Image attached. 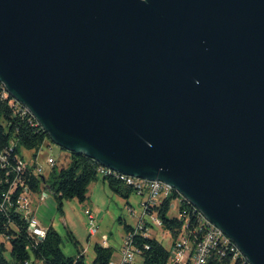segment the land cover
I'll use <instances>...</instances> for the list:
<instances>
[{"label":"water","instance_id":"water-1","mask_svg":"<svg viewBox=\"0 0 264 264\" xmlns=\"http://www.w3.org/2000/svg\"><path fill=\"white\" fill-rule=\"evenodd\" d=\"M0 82L53 143L170 185L264 264V0H0Z\"/></svg>","mask_w":264,"mask_h":264},{"label":"trees","instance_id":"trees-1","mask_svg":"<svg viewBox=\"0 0 264 264\" xmlns=\"http://www.w3.org/2000/svg\"><path fill=\"white\" fill-rule=\"evenodd\" d=\"M48 140L49 134L31 114L22 111L0 82V235L9 240L12 256V261H8L3 255L5 247L2 246L0 264H28L31 253L44 264H86L79 242L72 233H69L70 239L75 243L78 256L68 257L61 249L62 238L53 226L47 227L46 236L40 241L30 234L28 221L16 212V201L24 192L41 194L44 189H48L54 195L59 211L64 214V201L77 199L80 203L86 202L90 185L100 178L99 163L85 154L70 152L68 167L57 170L55 165L48 178L35 174L36 160H31L24 169H19L20 161L24 160L22 150L33 152L36 159ZM103 180L122 198L129 199L133 193L137 194L132 186L111 175L103 177ZM15 182L18 185L11 195L10 202L1 208L4 195L13 189ZM175 202H179L178 215L171 216ZM146 212L147 216L155 215L161 220L162 227L170 232L173 242L186 224L188 230L200 228L197 209L177 191H173V194L159 205L148 207ZM125 232L126 235L134 234L136 229L125 225ZM201 234L199 229L198 235ZM133 245L139 253L141 264L170 263L171 252L158 240L146 234V230L138 231L134 235ZM94 252L95 259L92 264H110L112 261L111 247L96 244ZM207 264L244 263L241 257L228 250L221 255L213 254Z\"/></svg>","mask_w":264,"mask_h":264},{"label":"rangeland","instance_id":"rangeland-1","mask_svg":"<svg viewBox=\"0 0 264 264\" xmlns=\"http://www.w3.org/2000/svg\"><path fill=\"white\" fill-rule=\"evenodd\" d=\"M34 153L22 150V157L26 162L37 161V166L44 168V176L50 177L52 167L48 165V159L54 158L56 169L61 170L69 165V153L62 149L51 140L46 141L43 148L38 152L34 159ZM102 179L100 178L98 186L88 190V199L80 203L77 199L64 201V214L58 209V204L54 195L48 189L43 191L48 194L44 201L39 200V194H31L30 200L36 217L44 227L53 226L62 238L61 249L68 257L78 256V250L75 243L70 239L69 233H72L79 242V248L85 257L86 264H92L95 259L94 247L96 244L107 246L113 250V262L117 263L121 258V250L125 242V225L135 226L141 218L148 224V234L151 238L158 240L170 252L173 250V239L167 230L163 227H156L153 219L149 216H143L144 208L142 203L147 201V195L139 196L133 193L129 199L122 198L115 194L106 185L102 188ZM93 204V205H92ZM175 208L171 216L178 215L179 202H175ZM86 210L92 211L96 217L97 234L90 236L89 221L85 214ZM122 220V222L120 221ZM4 246L3 255L8 261H12L11 244L6 236L0 235V249ZM141 264V260L138 259ZM28 264H44L37 260L31 253Z\"/></svg>","mask_w":264,"mask_h":264},{"label":"built area","instance_id":"built-area-1","mask_svg":"<svg viewBox=\"0 0 264 264\" xmlns=\"http://www.w3.org/2000/svg\"><path fill=\"white\" fill-rule=\"evenodd\" d=\"M14 102L22 108V111L24 113L26 112L31 114L30 111L26 107L22 106L19 102H16L15 100ZM27 164L29 163L24 160L20 161L19 169H24ZM48 165L53 168L56 165L55 159L52 157L49 158ZM35 174L37 176L43 175L44 168L37 166V168L35 169ZM99 175L102 177L111 175L116 179L122 180L127 185L132 186L135 189L137 195H147V201L142 203L144 208L143 216H147L146 211L148 207L159 205L164 199L170 197L173 194V191H175L170 185L164 182L148 181L125 176L102 166L99 169ZM17 185V182H15L13 185V189L4 195V201L1 208H3L5 203L10 202L11 195L15 192V187ZM30 195L31 194L26 191L21 196H19L16 201V212L28 221L29 232L32 236L36 237L38 240L39 238L44 239L46 236V229L42 226L41 222L36 217L35 211L32 208ZM47 198L48 194L44 191L39 194L40 201H44ZM197 212L199 213L200 228L188 230L187 224L183 227L182 231L178 234L175 241L173 242V250L171 252L169 264H207L208 259L213 254L217 253L221 255L223 253H226V251L228 250L234 253L235 256L241 257L244 264H250L230 238H228L219 228L212 225L202 213H200L198 210ZM85 214L89 221L90 236H95L97 234L96 217L90 210H86ZM149 217L153 219L154 226L162 227V222L157 216L151 215ZM135 229L136 232L134 234L125 236V242L121 250L120 261L115 263L112 260L110 264H138L139 253L133 245V238L138 231L146 230V234H148L149 227L146 224L144 218H141ZM199 229L202 233L201 236L198 235ZM107 245L108 244L105 241L104 246Z\"/></svg>","mask_w":264,"mask_h":264},{"label":"crops","instance_id":"crops-1","mask_svg":"<svg viewBox=\"0 0 264 264\" xmlns=\"http://www.w3.org/2000/svg\"><path fill=\"white\" fill-rule=\"evenodd\" d=\"M100 178L102 179V188H105V186L107 185L108 186V184H107V182H105L104 180H103V177L102 176H100ZM100 178H99V180H100ZM99 180L98 181H96V182H93L91 185H90V187H89V189L92 187V188H94V186H98V184H99ZM109 187V186H108ZM110 189V188H109ZM111 190V189H110ZM42 202V201H41ZM93 205V204H92ZM147 224V223H146ZM137 225H138V223H137ZM137 225H135V226H132V227H136ZM43 226V225H42ZM44 227V226H43ZM45 229H47V227H44ZM149 231V230H148Z\"/></svg>","mask_w":264,"mask_h":264}]
</instances>
